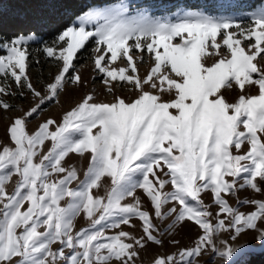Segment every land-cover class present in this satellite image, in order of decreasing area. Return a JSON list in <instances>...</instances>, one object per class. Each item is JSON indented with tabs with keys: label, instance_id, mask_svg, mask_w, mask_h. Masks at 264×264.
Segmentation results:
<instances>
[{
	"label": "snow or ice",
	"instance_id": "obj_1",
	"mask_svg": "<svg viewBox=\"0 0 264 264\" xmlns=\"http://www.w3.org/2000/svg\"><path fill=\"white\" fill-rule=\"evenodd\" d=\"M29 23L8 36L0 20V111L35 101L0 142V264H143L188 224L195 240L150 264H249L257 247L235 243L248 233L264 252V3L87 7L49 40ZM92 42L112 100L93 89L30 129L69 85L87 86L76 61ZM42 60L57 71L38 88Z\"/></svg>",
	"mask_w": 264,
	"mask_h": 264
},
{
	"label": "rangeland",
	"instance_id": "obj_2",
	"mask_svg": "<svg viewBox=\"0 0 264 264\" xmlns=\"http://www.w3.org/2000/svg\"><path fill=\"white\" fill-rule=\"evenodd\" d=\"M131 0H117L115 2L111 3H105V4H94L90 7H107L118 3H130ZM264 3V0L256 5H253L252 7H257L260 4ZM221 14H232V13H221ZM41 37L43 38V35L39 33ZM44 40V39H43ZM35 47V45H33ZM94 47V42L87 43L86 45V51L82 50L81 53L78 54L79 59L76 61L77 66L80 67L82 75L84 76L85 80L87 81V86L82 88H73V86L69 85L67 91L62 92L59 96V103L52 102L50 104H47L45 106V110L43 112V115L38 118H34L30 121L29 127L30 129H35L37 124L40 122V120L47 118V117H53L56 119H59L62 113L65 110L70 109L72 106H74L76 103H78L82 96L86 94L89 91H92L95 89V95L97 96V99L104 100V101H111L112 96L107 94L104 85L102 84L99 76H96V74L92 71V65L91 60L88 59L92 48ZM0 54H4L3 50H0ZM149 64L146 62L144 64L138 65L141 74H143L148 68ZM57 71L56 67L48 63L46 61L42 60V63L39 65H33L29 70V75L31 76L33 82L36 84L38 88L42 87L43 81H47L50 79L51 75L54 74ZM96 76L95 80L93 81V77ZM121 94L128 96L132 95L127 90H119ZM254 91V90H253ZM237 93H230L229 98L231 99L233 95H236ZM11 102L18 106L17 109H13L8 112L0 111V142L7 143L8 137L6 134V127L9 123V119L12 117H15L17 115H20L21 112L18 110L19 108L27 109L31 105L35 103L34 99L29 95L27 98H17L14 100H11ZM69 164L75 163V165L78 168H81V176L83 174V167L85 166L86 162H82L78 156H72L69 159ZM252 193L249 191H242L240 193V196L242 198H247L251 196ZM205 201H209L211 199L210 194L205 195L204 197ZM147 203V201H146ZM231 203L235 204L236 201L233 199ZM242 210H250L245 206ZM139 225V221H134ZM84 226V221L80 220L77 227ZM131 230V229H126ZM137 234L140 233L139 227L135 230ZM198 235V229L196 226L192 224H188L183 228H180L174 235L170 236L169 238L165 239L164 246L157 247L155 245H150L146 253H142L143 257V264H150V261L152 257L157 253H171L175 251L178 247L188 246L190 245ZM255 236V233H248L246 236H242L240 239H238L235 243L237 245L244 243L245 241H249L254 246L257 247V252H259V246L256 245L255 240L253 237ZM171 240H178L180 243L179 245H173L170 241ZM202 261V264L204 261H208V264H213L212 260L208 256H204L200 258ZM218 264V262H217Z\"/></svg>",
	"mask_w": 264,
	"mask_h": 264
},
{
	"label": "trees",
	"instance_id": "obj_3",
	"mask_svg": "<svg viewBox=\"0 0 264 264\" xmlns=\"http://www.w3.org/2000/svg\"><path fill=\"white\" fill-rule=\"evenodd\" d=\"M117 0H0V20L3 32L11 36L20 29L32 27L29 21H39V27L44 40L55 35V28L67 18L69 13L86 9L94 4H105ZM263 0H237L240 5H256ZM137 2V0H131ZM159 6L162 0H139ZM168 3L201 5L209 9L217 7V0H163ZM249 264H264V252L250 256Z\"/></svg>",
	"mask_w": 264,
	"mask_h": 264
}]
</instances>
